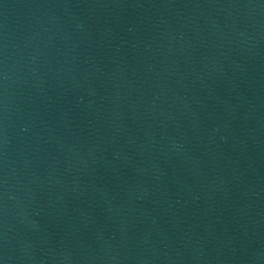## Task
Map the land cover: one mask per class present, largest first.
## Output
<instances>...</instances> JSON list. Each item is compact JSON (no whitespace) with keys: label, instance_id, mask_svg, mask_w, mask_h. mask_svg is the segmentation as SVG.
<instances>
[{"label":"water","instance_id":"95a60500","mask_svg":"<svg viewBox=\"0 0 264 264\" xmlns=\"http://www.w3.org/2000/svg\"><path fill=\"white\" fill-rule=\"evenodd\" d=\"M0 264H264V0H0Z\"/></svg>","mask_w":264,"mask_h":264}]
</instances>
